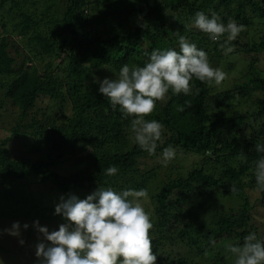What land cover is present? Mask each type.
I'll list each match as a JSON object with an SVG mask.
<instances>
[{"label": "trees", "instance_id": "16d2710c", "mask_svg": "<svg viewBox=\"0 0 264 264\" xmlns=\"http://www.w3.org/2000/svg\"><path fill=\"white\" fill-rule=\"evenodd\" d=\"M198 11L215 13L225 23L233 19L244 26L239 36L264 31V0H1L0 81L21 111L20 120L32 110L39 113L38 104L46 101L68 102L72 114L58 123L45 112L25 125L27 134L51 141L47 156L33 164L12 158L9 139L1 142L0 184L38 175L62 192L98 187L146 190L156 170L142 171L140 159L161 155L171 146L176 153L198 157L187 173L180 166V176L160 181L151 195L156 203L150 230L154 254L171 241L196 247L211 264H230L235 258L222 250L226 242L242 243L249 232L264 239V228L253 223L256 204L246 191L256 188L253 169L261 154L253 146L264 144V95L253 101L251 114L218 111L237 99L234 89L241 95L264 91V73L255 66L259 59L250 62V73L238 87L216 90L194 79L187 96L169 91L158 101L146 117L163 125L154 155L135 144L132 118L113 110L94 82L93 72L118 74L124 64L142 66L154 49L178 50L180 36L205 50L210 62L223 59L219 43L192 25ZM9 20L14 21L15 41L23 42L22 53L8 35ZM236 52H264V33L258 42L250 38L230 54ZM14 134H20L18 128ZM77 151L81 156H71ZM69 159L83 167L70 175L54 170ZM109 166L118 169L115 176L105 175ZM247 177L251 181L246 182ZM232 186L237 191H231ZM211 192L235 200L237 207L223 212L219 205L206 203ZM260 194L264 205V192Z\"/></svg>", "mask_w": 264, "mask_h": 264}, {"label": "clouds", "instance_id": "9594fccd", "mask_svg": "<svg viewBox=\"0 0 264 264\" xmlns=\"http://www.w3.org/2000/svg\"><path fill=\"white\" fill-rule=\"evenodd\" d=\"M192 25L211 41L218 42L225 55L234 52L232 42L243 30L233 19L225 23L219 15L203 11L195 13ZM194 79L219 87L227 74L211 65L205 50L180 36L178 50L154 49L142 66L130 68L124 64L115 78L105 77L94 82L99 84L98 92L107 98L113 110L132 118L130 128L135 144L154 155L163 125L146 117L169 91L187 96ZM253 147L261 154L253 169L255 185L258 191L264 192V144L256 143ZM175 156L176 150L166 147L161 153V163L167 166ZM117 171L115 166L104 170L107 176H115ZM231 191H237L236 187L232 186ZM146 199L144 189L133 188L116 191L112 187H98L84 199L76 194L62 195L54 214L61 215L65 223L49 231L39 221L33 222L42 235L35 252L38 264H156L150 239L152 218L142 203ZM28 227L27 223L23 225L24 229ZM20 228V223L14 222L4 231L20 237ZM20 243L24 241L21 239ZM225 251L235 258L234 264H264V239L255 232H249L242 243L226 245Z\"/></svg>", "mask_w": 264, "mask_h": 264}, {"label": "rangeland", "instance_id": "374dc122", "mask_svg": "<svg viewBox=\"0 0 264 264\" xmlns=\"http://www.w3.org/2000/svg\"><path fill=\"white\" fill-rule=\"evenodd\" d=\"M13 22L10 20L8 22V30L10 31L8 35L13 39L14 43L16 42V46L19 47L20 53H22L23 42L20 39L15 41L16 37L11 33ZM260 30L250 36L252 41L258 42L262 39L264 31H262V28ZM3 35V29H0V39ZM250 38L238 36L233 41L236 42L234 47L237 49L246 46ZM11 52L14 55L17 54L15 48L11 49ZM223 57V59H214V61L210 62L213 67H218L227 74V79L221 86L216 87V90L228 89L244 83L246 81L245 77L250 73V62L256 61V59H259V61H256L255 66L258 71L264 73V52L251 54L236 52L227 56L224 55ZM20 59L22 60V57ZM93 76L97 80H102L105 77L115 78V73L111 71L93 72ZM6 90V87L0 81V104L2 105L0 107V143L9 139L7 146L10 149L9 153L12 158H18L28 164H33L37 160L47 156L51 141L42 136L33 137L27 134L25 125L30 123L32 117L35 115L41 118L45 112L47 116H51L58 123H61L72 114L71 105L68 102H41L37 106L38 109H41L39 113L32 110L30 116L20 120L21 111L6 96ZM247 93L249 94L244 93L241 95L234 89L232 94H236L237 99L230 103L228 108L219 109V114L253 113L255 110L253 101L263 96L264 91L262 89L251 92L248 90ZM15 128L19 129L20 134H14ZM71 156L79 157L81 154L77 151L76 154L73 153ZM160 157L161 155H154L145 156L140 159L142 171L156 170V174L153 175L152 173L153 179L145 190L147 199L142 201L151 216L155 214L154 208L156 204L151 195L158 191V183L160 181H167L169 177L176 178L180 176V166L182 171L187 173L196 163L198 156L178 151L176 153L177 158L171 160L167 166L161 163ZM80 167L83 166H77L73 159H69L56 165L54 170L59 174L70 175L77 172ZM250 179V177L245 178L246 182L251 181ZM246 191L251 196L254 204H256V208L252 211L254 217L253 223L259 229H262L264 228V205L259 201L261 196L260 191L256 188H247ZM92 192L83 189L62 192L56 189L52 183L44 182L38 175L32 176L27 180L6 181L5 184H0V264H38L35 252L36 245L42 239V235L33 226V222L39 221V224L47 226L49 231L57 230L60 224L65 223L61 215L54 214L55 205L59 202V198L62 195L76 194L81 199H84ZM206 200L208 204L219 205V210L223 212H229V209L237 207L235 200L222 198L217 192H211L210 195L206 196ZM14 222L20 223V237L10 235L4 231L10 228ZM25 223L29 225L27 229L23 228ZM21 239L24 241L23 244L20 243ZM228 244L233 243L231 241L225 243V245ZM223 249L225 247H222ZM157 251L156 264H211L212 262L205 254L192 245H181L166 241ZM230 264H234L232 260Z\"/></svg>", "mask_w": 264, "mask_h": 264}]
</instances>
